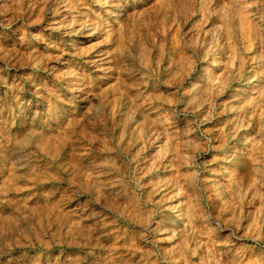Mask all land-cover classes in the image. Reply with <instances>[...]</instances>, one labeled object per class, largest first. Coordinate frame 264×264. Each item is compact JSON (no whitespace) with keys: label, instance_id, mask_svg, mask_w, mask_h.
I'll use <instances>...</instances> for the list:
<instances>
[{"label":"clouds","instance_id":"9594fccd","mask_svg":"<svg viewBox=\"0 0 264 264\" xmlns=\"http://www.w3.org/2000/svg\"><path fill=\"white\" fill-rule=\"evenodd\" d=\"M214 4L0 0V264H158L152 256L167 261L184 249L159 245L192 235L191 219L217 221L216 229L205 223L201 235L221 230L211 205L201 208L198 176L228 153L202 159L221 139L203 126L218 108L232 110L219 101V84L239 74L217 71L223 26L208 25L224 17ZM225 7L255 9L248 15L264 32V0ZM109 92L117 94L115 107ZM57 139L60 150L51 152ZM154 171L159 175L146 179ZM131 204L150 207L129 219ZM110 215L130 226L109 230L116 224ZM222 227L230 229L222 240L228 258L219 264H264V237L241 244L247 233L238 218Z\"/></svg>","mask_w":264,"mask_h":264},{"label":"rangeland","instance_id":"374dc122","mask_svg":"<svg viewBox=\"0 0 264 264\" xmlns=\"http://www.w3.org/2000/svg\"><path fill=\"white\" fill-rule=\"evenodd\" d=\"M238 2L241 0H217L214 7L222 8L220 15L224 19L213 16L208 25V27H212L213 24L223 26L219 42L225 44V48L218 50L221 55L217 71L224 73L227 69L225 74H239L238 78L230 77L227 81L222 76L219 84L224 89L219 101H230L227 107L232 110L221 111L218 108L220 115L210 124L203 126L217 129L211 135L219 136L221 139L212 141L213 148L206 152L202 159L211 160L213 156L224 157L225 153H228V158L217 159L198 176L203 195L201 208L211 205L208 210L212 212L213 217L217 215L221 217V230L201 235L205 223L209 228L216 229L217 221L191 219L192 235L186 233L183 239L178 236L170 241L161 240L159 245L163 249H174V246L183 244L184 249L171 251L167 261L163 253L160 254L159 259L157 256H152L151 260H158V264H168V261L171 264H219L222 259H227L222 240L228 235L230 229L223 228L222 221L229 218H238L240 232L247 233L241 244H254L255 241L250 238L253 235L264 237V180H262L264 177V97L261 96V92L264 91V75H261L264 72V41L260 39L264 36V32L256 31V24L248 15V12H253L255 9L250 8L245 12L225 7ZM244 2L252 4L254 0H244ZM134 11L142 12L143 8H137ZM130 23L136 24L134 17L130 18ZM206 41L209 43L214 41L211 33L206 37ZM106 94L113 102L112 107L119 104L116 99L117 94L111 92ZM222 140H226L228 145L224 150L215 147ZM60 147L61 141L57 139L50 145V150L58 152ZM157 175L159 173L155 171L150 172L146 179ZM147 191V189L144 190L143 198H146ZM155 199H159V196ZM122 203H128V201L125 200ZM149 207L150 205L131 204L125 212L129 219H139L137 213L142 212L146 215ZM198 215L199 209L193 207L191 216ZM109 219H116V224H110L109 230L130 226L123 217L116 218L110 215ZM155 219L158 218L153 219L149 224L150 228L156 227ZM131 227L139 229V225ZM139 230L147 231V229ZM164 235L167 236L169 233ZM148 239L151 240L152 236L149 235ZM194 239L196 242H193ZM137 246L144 251L149 249L155 251L151 244H147L146 247L143 244ZM193 250L196 252L194 256L190 255ZM142 254L143 251H138L135 258L138 259ZM245 258L250 259L251 254L245 253Z\"/></svg>","mask_w":264,"mask_h":264}]
</instances>
